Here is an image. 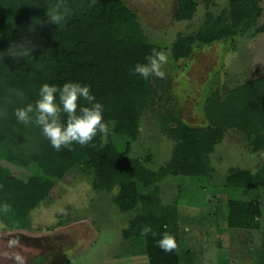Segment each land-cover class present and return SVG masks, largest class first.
<instances>
[{
    "label": "trees",
    "instance_id": "16d2710c",
    "mask_svg": "<svg viewBox=\"0 0 264 264\" xmlns=\"http://www.w3.org/2000/svg\"><path fill=\"white\" fill-rule=\"evenodd\" d=\"M226 1L227 18L219 16L194 35L178 37L171 45L173 59L187 57L195 41L208 44L253 24L259 14L253 0ZM55 3L56 0H0V51L21 38L36 45L32 56L17 61L7 55L0 59V159L21 165L33 162L42 174L23 181L0 166V221L7 228L21 226L27 213L44 202L53 185L51 179L61 178L82 162L95 173V188L109 190L112 185L118 186L114 202L119 210L127 211L137 200V182L148 186L165 175H205L207 154L225 129L243 132L254 147L264 142V134L260 133L264 130V75H261L222 93L211 92L205 98V128L191 127L168 111L160 116L161 129L173 140V148L169 159L157 171H150L137 159L117 152L110 142L103 143L99 133L89 145L74 143L71 151L67 148L56 151L39 126L31 122L25 125L14 115L15 109L35 104L43 84L60 87L72 81L89 85L95 100L103 105L104 122L107 125L111 122L108 136L133 140L138 133V111L142 107L151 108L160 98L156 88L162 80L151 76L145 80L131 74L137 63H146L145 57L152 49L160 51V47L145 41L136 27L135 14L122 0H96L95 4L92 0H64L70 13L58 26L49 24L46 16ZM197 4V0H177L173 18L189 19ZM207 16L211 18L210 13ZM17 90L23 92V97L16 95ZM79 105L87 106V102L81 99ZM5 111L6 116L2 114ZM61 121H66V114H61ZM226 183L257 189L261 176L246 170L235 171L227 175ZM5 203L11 206L7 213L2 211ZM227 205V227L256 226L255 218L260 216L257 197L248 201L229 200ZM166 216L168 220L174 219L175 207L165 206L157 217L147 214L135 227L124 231L125 236L142 238L147 264H179L181 246L175 235L171 234L177 244L174 251L165 252L157 246L167 231ZM144 226H150L156 235L150 232L142 237L140 231ZM46 259L47 255L34 256L30 264H43Z\"/></svg>",
    "mask_w": 264,
    "mask_h": 264
},
{
    "label": "rangeland",
    "instance_id": "374dc122",
    "mask_svg": "<svg viewBox=\"0 0 264 264\" xmlns=\"http://www.w3.org/2000/svg\"><path fill=\"white\" fill-rule=\"evenodd\" d=\"M176 1L122 0L135 14L145 41L166 52L168 62L156 88L160 98L154 99L151 108L138 111L135 138L101 135L103 143L110 142L117 152L137 159L150 171L163 166L173 148V140L161 129L160 116L168 111L191 127L205 128V98L211 92L222 93L264 75V0H253L259 14L246 30L208 44L195 41L187 57L173 59L171 45L178 37L192 36L229 13L226 0L207 4L197 0L189 19L175 20ZM207 162L203 176L165 175L148 186L137 182V200L127 211L114 202L118 186L95 188V173L82 162L61 178L51 179L44 202L27 213L21 226L11 229L0 221V264H30L31 258L40 255H47L43 264H147L142 238L125 236L124 231L147 214L159 216L167 205L175 207V218L166 216L165 229L179 240V264H264V142L254 147L243 132L225 129L207 154ZM0 166L23 181L42 175L33 162L21 165L0 159ZM244 170L259 173L257 189L227 185L229 173ZM255 197L260 202L256 226L227 227L228 201Z\"/></svg>",
    "mask_w": 264,
    "mask_h": 264
},
{
    "label": "clouds",
    "instance_id": "9594fccd",
    "mask_svg": "<svg viewBox=\"0 0 264 264\" xmlns=\"http://www.w3.org/2000/svg\"><path fill=\"white\" fill-rule=\"evenodd\" d=\"M95 2L96 0H92V4ZM69 13L70 9L64 0H56V3L51 5L46 12L48 23L58 26L65 21ZM35 47L36 45L32 44L29 39L21 38L20 42H13L6 50L0 51V59L5 55L14 61L24 59L32 56ZM145 60L146 63H137L131 74H138L145 80L150 76L164 77L165 73L162 69L168 62L166 52L152 49ZM16 95L23 97L24 94L17 90ZM81 99L87 102V106L79 105ZM62 113L66 114L65 122L61 121ZM2 114L7 115L6 111ZM14 115L19 122L25 125L31 122L39 126L42 135L56 151L64 148L71 151L74 143L86 146L98 133L102 135V138H106L109 134L108 125L104 122L103 105L95 100L89 85H82L78 82L69 81L60 87L48 83L43 84L39 89L35 104L15 109ZM10 210L11 206L7 203L2 206L4 213ZM150 232L153 236L156 235L150 226H144L141 228L140 235L146 237ZM157 246L165 252H172L177 244L174 236L165 231L157 241Z\"/></svg>",
    "mask_w": 264,
    "mask_h": 264
}]
</instances>
